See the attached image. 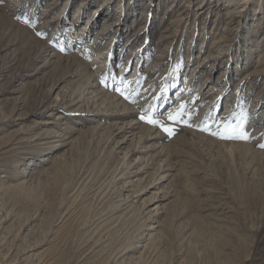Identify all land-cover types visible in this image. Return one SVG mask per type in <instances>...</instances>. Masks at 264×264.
I'll return each instance as SVG.
<instances>
[{"label":"rangeland","instance_id":"374dc122","mask_svg":"<svg viewBox=\"0 0 264 264\" xmlns=\"http://www.w3.org/2000/svg\"><path fill=\"white\" fill-rule=\"evenodd\" d=\"M261 145L264 0H0V264H264Z\"/></svg>","mask_w":264,"mask_h":264},{"label":"snow or ice","instance_id":"6c2138e0","mask_svg":"<svg viewBox=\"0 0 264 264\" xmlns=\"http://www.w3.org/2000/svg\"><path fill=\"white\" fill-rule=\"evenodd\" d=\"M17 19H21V17H17ZM23 22L25 24H28L29 20L27 18H23ZM37 35L38 36H42L43 34L38 32ZM182 109H183V105H181V110ZM179 114H180L179 111L175 115H171L170 114L169 115V119L174 121L176 119V116L179 115ZM141 119L143 120V119H145V117L142 116ZM234 119H235V117H234ZM148 122L149 123H156V121H154V120H152L150 118L148 119ZM162 127H163L164 131L169 133V135L172 134V129L164 127L163 125H162ZM212 134L213 135H218L219 134L221 136V138H224V139H231V138L242 139V140L250 139V136H249L248 133L244 132L242 129L238 131L235 126H226L225 129L223 130V132H221V133H212ZM261 147H264V145H261Z\"/></svg>","mask_w":264,"mask_h":264},{"label":"bare ground","instance_id":"6f19581e","mask_svg":"<svg viewBox=\"0 0 264 264\" xmlns=\"http://www.w3.org/2000/svg\"><path fill=\"white\" fill-rule=\"evenodd\" d=\"M95 11H96V10H95ZM106 16H107V15H106ZM96 23H97V22H96ZM96 23H95V24H96ZM107 30H108V26H107V25H106V26L104 25V27H103V29L101 30V32H102L103 34L106 35V34H107ZM101 32H100V33H101ZM178 102H179V101H178ZM55 157L57 158V156H55ZM55 157H54V158H55ZM54 158H53V159H54ZM56 158H55V159H56ZM43 159H44L43 161L41 160V163H43V164H44V161H45L46 163H49V162H50V159H46V157H43ZM53 159H52V160H53Z\"/></svg>","mask_w":264,"mask_h":264}]
</instances>
